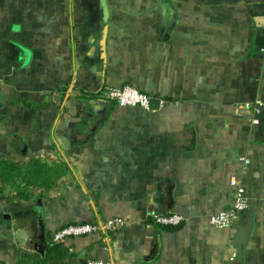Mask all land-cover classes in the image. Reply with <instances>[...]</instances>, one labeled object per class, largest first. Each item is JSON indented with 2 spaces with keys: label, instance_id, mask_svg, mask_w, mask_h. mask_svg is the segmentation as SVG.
Wrapping results in <instances>:
<instances>
[{
  "label": "crops",
  "instance_id": "0c3cea01",
  "mask_svg": "<svg viewBox=\"0 0 264 264\" xmlns=\"http://www.w3.org/2000/svg\"><path fill=\"white\" fill-rule=\"evenodd\" d=\"M0 82V159L63 168L27 203L0 194V264L43 254L39 212L44 236L126 222L65 240L75 257L48 264H264V0H0ZM124 84L159 108L101 97ZM231 182L249 209L212 227Z\"/></svg>",
  "mask_w": 264,
  "mask_h": 264
},
{
  "label": "built area",
  "instance_id": "2783aa9c",
  "mask_svg": "<svg viewBox=\"0 0 264 264\" xmlns=\"http://www.w3.org/2000/svg\"><path fill=\"white\" fill-rule=\"evenodd\" d=\"M101 97L114 102L120 107L138 108L141 110H149V102L152 98L150 95L137 90L136 88L126 85L121 87H108L101 93ZM262 103L258 100L253 104H247L246 107H253V112L257 115ZM256 123V120H253ZM247 163L246 160H244ZM230 185L235 187L234 199L229 210L219 211L208 216V223L215 228H230L239 218V216L249 208V201L245 197L244 191L236 186L234 182ZM151 219L154 223L161 226H178L182 222V217L177 214L158 215L153 214ZM126 226V222L121 217H113L109 219L80 222L76 224H68L53 234V242L59 243L70 238H79L93 234H107L113 231H120ZM236 258L235 254H231L230 261ZM86 264H108L100 260H89Z\"/></svg>",
  "mask_w": 264,
  "mask_h": 264
},
{
  "label": "trees",
  "instance_id": "16d2710c",
  "mask_svg": "<svg viewBox=\"0 0 264 264\" xmlns=\"http://www.w3.org/2000/svg\"><path fill=\"white\" fill-rule=\"evenodd\" d=\"M61 165H48L38 159H31L26 165H21L17 161L0 159V194L6 185L17 190L23 202H28L31 198L30 188L39 190H49L54 186L55 181L62 175ZM169 231H174L177 227H166ZM53 232H45L43 243V254H23L19 264H48L75 257L70 249L63 242H53Z\"/></svg>",
  "mask_w": 264,
  "mask_h": 264
},
{
  "label": "water",
  "instance_id": "95a60500",
  "mask_svg": "<svg viewBox=\"0 0 264 264\" xmlns=\"http://www.w3.org/2000/svg\"><path fill=\"white\" fill-rule=\"evenodd\" d=\"M105 37H106V28H104L103 32H102V38L99 42L100 48H101V57L104 58L105 56ZM159 104H160V100L156 99V98H151L150 102H149V110H156L159 108ZM249 209V208H248ZM38 227L40 230V242L43 246V243L45 241L44 238V226H43V222H42V213L39 212L38 214ZM43 248V247H42ZM41 248V253L43 252ZM81 264H86V262L84 260L81 261Z\"/></svg>",
  "mask_w": 264,
  "mask_h": 264
},
{
  "label": "rangeland",
  "instance_id": "374dc122",
  "mask_svg": "<svg viewBox=\"0 0 264 264\" xmlns=\"http://www.w3.org/2000/svg\"><path fill=\"white\" fill-rule=\"evenodd\" d=\"M1 83V82H0ZM126 85H129V84H124V85H122V86H126ZM129 86H132V85H129ZM108 87H111V86H105V87H103L102 88V90H101V92L104 90V89H106V88H108ZM132 87H134V86H132ZM115 88H117V87H115ZM134 88H136V87H134ZM137 89V88H136ZM138 90V89H137ZM140 91V90H139ZM5 189L2 191V193L1 194H3L6 190H10V191H12V192H14L15 194H17V201L18 202H21V203H25V201L23 202V199H22V197H21V195H19V192L17 191V190H14V189H12V188H10L9 187V185H6V187H4ZM34 188V187H33ZM31 189V188H30ZM29 189V190H30ZM36 189V188H35ZM27 203V202H26ZM39 214V213H38ZM38 227V215H37V222H36V224L34 223L33 225H32V228H34L35 229V231L37 230L36 228ZM33 229V230H34ZM38 232V231H37ZM31 236H32V233H31ZM40 236V233H38V237Z\"/></svg>",
  "mask_w": 264,
  "mask_h": 264
}]
</instances>
